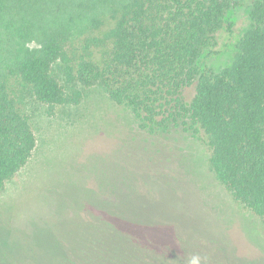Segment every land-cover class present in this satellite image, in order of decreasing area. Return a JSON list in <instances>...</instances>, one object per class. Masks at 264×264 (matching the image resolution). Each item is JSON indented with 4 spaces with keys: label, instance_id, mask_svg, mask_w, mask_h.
Returning a JSON list of instances; mask_svg holds the SVG:
<instances>
[{
    "label": "rangeland",
    "instance_id": "1",
    "mask_svg": "<svg viewBox=\"0 0 264 264\" xmlns=\"http://www.w3.org/2000/svg\"><path fill=\"white\" fill-rule=\"evenodd\" d=\"M251 2L226 12L199 68L231 62ZM79 88L53 111L24 93L36 145L0 192V264H264V222L215 179L199 138L143 133L101 86Z\"/></svg>",
    "mask_w": 264,
    "mask_h": 264
},
{
    "label": "trees",
    "instance_id": "2",
    "mask_svg": "<svg viewBox=\"0 0 264 264\" xmlns=\"http://www.w3.org/2000/svg\"><path fill=\"white\" fill-rule=\"evenodd\" d=\"M106 1L0 0V192L36 145L24 93L53 111L99 85L143 133L199 138L215 179L264 222V0L217 72L197 61L239 0Z\"/></svg>",
    "mask_w": 264,
    "mask_h": 264
}]
</instances>
